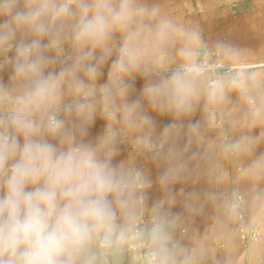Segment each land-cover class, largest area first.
I'll return each instance as SVG.
<instances>
[{
    "label": "clouds",
    "instance_id": "obj_1",
    "mask_svg": "<svg viewBox=\"0 0 264 264\" xmlns=\"http://www.w3.org/2000/svg\"><path fill=\"white\" fill-rule=\"evenodd\" d=\"M242 55L150 0H0V264H234L246 216L264 264V75Z\"/></svg>",
    "mask_w": 264,
    "mask_h": 264
},
{
    "label": "crops",
    "instance_id": "obj_2",
    "mask_svg": "<svg viewBox=\"0 0 264 264\" xmlns=\"http://www.w3.org/2000/svg\"><path fill=\"white\" fill-rule=\"evenodd\" d=\"M159 4L168 15L185 24L200 29L205 43L210 47L219 43L230 44L241 50L243 55L235 66L242 67L237 72L257 73L264 75V0H150ZM142 82L137 83L139 89ZM167 119L159 120L161 126ZM102 122H97L93 135L102 130ZM119 159V158H118ZM155 199V191L151 194ZM178 210V209H177ZM212 219L209 216L199 217L195 227L201 237L207 235L211 240ZM247 219L238 226L239 230L231 240L234 264H250L247 246L244 244L240 227L246 226ZM218 256L224 251L218 248Z\"/></svg>",
    "mask_w": 264,
    "mask_h": 264
},
{
    "label": "built area",
    "instance_id": "obj_3",
    "mask_svg": "<svg viewBox=\"0 0 264 264\" xmlns=\"http://www.w3.org/2000/svg\"><path fill=\"white\" fill-rule=\"evenodd\" d=\"M232 66L236 71L242 69V67H239V66H235V65H232ZM244 219H247V216ZM240 234H241V238H242L244 244L248 245V234L244 231V226L240 227ZM124 264H126V263H124Z\"/></svg>",
    "mask_w": 264,
    "mask_h": 264
},
{
    "label": "rangeland",
    "instance_id": "obj_4",
    "mask_svg": "<svg viewBox=\"0 0 264 264\" xmlns=\"http://www.w3.org/2000/svg\"><path fill=\"white\" fill-rule=\"evenodd\" d=\"M124 263H126V264H129V260H128V258H127V257H125V258H124V260H123L122 264H124Z\"/></svg>",
    "mask_w": 264,
    "mask_h": 264
}]
</instances>
